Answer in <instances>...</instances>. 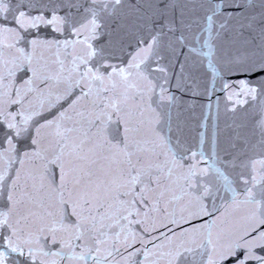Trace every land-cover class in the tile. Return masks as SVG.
Listing matches in <instances>:
<instances>
[{"label":"snow or ice","instance_id":"6c2138e0","mask_svg":"<svg viewBox=\"0 0 264 264\" xmlns=\"http://www.w3.org/2000/svg\"><path fill=\"white\" fill-rule=\"evenodd\" d=\"M0 264H264V0H0Z\"/></svg>","mask_w":264,"mask_h":264}]
</instances>
